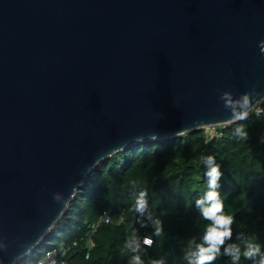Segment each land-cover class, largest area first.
I'll list each match as a JSON object with an SVG mask.
<instances>
[{
	"label": "water",
	"instance_id": "water-1",
	"mask_svg": "<svg viewBox=\"0 0 264 264\" xmlns=\"http://www.w3.org/2000/svg\"><path fill=\"white\" fill-rule=\"evenodd\" d=\"M259 40L264 0H0V264L42 244L100 161L260 102Z\"/></svg>",
	"mask_w": 264,
	"mask_h": 264
},
{
	"label": "trees",
	"instance_id": "trees-1",
	"mask_svg": "<svg viewBox=\"0 0 264 264\" xmlns=\"http://www.w3.org/2000/svg\"><path fill=\"white\" fill-rule=\"evenodd\" d=\"M208 130L138 141L100 161L42 242L53 243L43 252L41 244L18 264H37L51 249L66 264H134L133 256L142 264H190L189 253L203 244L212 224L196 204L208 190V156L221 173L217 191L224 213L233 217L231 239L212 264H233L225 252L232 245L241 249L237 264H262L264 255L246 258L243 252L253 239L264 253V114L250 113L212 127L211 134ZM141 191L146 193L143 212L135 207ZM103 215L111 221H99ZM143 236L151 245L129 247Z\"/></svg>",
	"mask_w": 264,
	"mask_h": 264
},
{
	"label": "clouds",
	"instance_id": "clouds-1",
	"mask_svg": "<svg viewBox=\"0 0 264 264\" xmlns=\"http://www.w3.org/2000/svg\"><path fill=\"white\" fill-rule=\"evenodd\" d=\"M257 47L261 54H264V40L257 42ZM230 93H223L226 105L228 104V98ZM240 103L241 109H246L250 104L249 95L245 94L242 97ZM240 119L246 117L247 112L241 111L239 114ZM241 135H244L242 129L238 130ZM151 138H156L153 135ZM137 140L143 139V136H137ZM209 167L205 172L208 178L207 191L202 198L196 200V204L199 208L200 214L208 220L212 221V224L206 229L203 235V244H198L194 251H191L188 255L190 264H212V261L216 259L217 254L220 252V246L224 244L226 239H231L232 230L231 224L233 217L224 213L223 201L220 199L217 189L219 188L218 178L221 175L219 166L214 163V157L208 156L204 161ZM146 193L141 191L136 199L135 207L137 211L143 212L146 205L145 199ZM159 225V221L156 222ZM159 231V228H157ZM150 243V241H146ZM247 250L243 252L246 258H252L257 254L264 255L261 252V246L253 239H249L246 244ZM225 252L231 256L233 264H237L241 257V249L238 246L232 245L225 248ZM132 260L134 264H142L139 256H133ZM264 264V262H262Z\"/></svg>",
	"mask_w": 264,
	"mask_h": 264
},
{
	"label": "built area",
	"instance_id": "built-area-1",
	"mask_svg": "<svg viewBox=\"0 0 264 264\" xmlns=\"http://www.w3.org/2000/svg\"><path fill=\"white\" fill-rule=\"evenodd\" d=\"M264 114V97L263 99L258 102L255 106H253L247 114ZM99 221L109 222L111 219L103 215L100 217ZM146 241H150V243H146ZM152 240L148 236H143L141 239H132L129 247L133 250H137L140 246H149L151 245ZM37 264H66L65 262H60L57 258V251L56 249L48 250L43 257L37 261Z\"/></svg>",
	"mask_w": 264,
	"mask_h": 264
},
{
	"label": "rangeland",
	"instance_id": "rangeland-1",
	"mask_svg": "<svg viewBox=\"0 0 264 264\" xmlns=\"http://www.w3.org/2000/svg\"><path fill=\"white\" fill-rule=\"evenodd\" d=\"M208 133L211 134L213 132L212 128H208ZM53 243V240L49 239L47 240L46 242H44L41 246H40V252H43V249L45 248L46 245H49V244H52ZM33 262V261H31Z\"/></svg>",
	"mask_w": 264,
	"mask_h": 264
}]
</instances>
